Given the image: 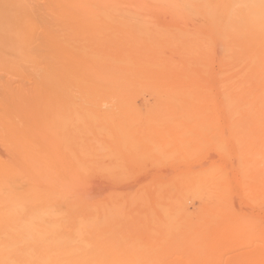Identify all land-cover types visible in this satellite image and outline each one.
<instances>
[{"label":"rangeland","instance_id":"rangeland-1","mask_svg":"<svg viewBox=\"0 0 264 264\" xmlns=\"http://www.w3.org/2000/svg\"><path fill=\"white\" fill-rule=\"evenodd\" d=\"M4 2L27 31L0 42V198L48 211L59 259L264 264V0Z\"/></svg>","mask_w":264,"mask_h":264},{"label":"bare ground","instance_id":"bare-ground-1","mask_svg":"<svg viewBox=\"0 0 264 264\" xmlns=\"http://www.w3.org/2000/svg\"><path fill=\"white\" fill-rule=\"evenodd\" d=\"M9 5V4H8ZM8 5L4 2V6L2 7V8H0V42L3 44L4 42L5 43H7V42H9V43H12V45L13 46H15L16 48L17 47H19V44H20V41H18L19 40V37H18V40H14V34L13 33H11L10 35H9V33H10V28L7 26L8 25V23L10 22V21H17L16 22V24L17 25H19L20 26V28H21V30H22V32L23 33H25L26 31H24V29H25V21H23V19H21L20 18V16H18V15H20V14H17V16H16V18L15 17H13V16H11V14H10V8H13L12 6L9 8L8 7ZM261 5V4H260ZM258 6V5H256L257 7L256 8H254V10H253V12L254 13H252L253 14V16L255 15V13H257L258 12V15L260 16V18H261V21L264 23V5H261V6ZM253 6V5H252ZM16 9H17V7H15ZM231 8V7H230ZM234 7H232L231 9L234 11V9H236V8H234ZM231 9H229V11L231 10ZM250 9H252V7H250L249 8V10ZM14 10V9H13ZM12 10V11H13ZM19 11V13H20V9L18 10ZM18 11H16V12H18ZM236 11H238V10H236ZM15 12V11H14ZM235 12V11H234ZM248 12V11H247ZM12 13V12H11ZM22 13V12H21ZM240 13V12H239ZM13 14H15V13H13ZM25 14V13H24ZM29 14V13H28ZM229 14V13H228ZM235 14V13H234ZM238 15V14H237ZM250 16H252L251 14H250ZM25 17H27V16H25ZM233 17H237L236 16V14L235 15H233ZM239 17H241L242 18V16H239ZM258 16H256V18H257ZM29 18V17H28ZM28 18H26L27 20H29ZM25 18H24V20H26ZM231 19V18H230ZM233 19H235V18H233ZM232 20V19H231ZM32 22L34 21V20H31ZM235 21V20H234ZM233 21V22H234ZM236 22V21H235ZM239 22V21H238ZM240 22L242 23V21L240 20ZM27 23V22H26ZM29 23V25L31 24L30 22H28ZM227 23V22H226ZM237 23V22H236ZM261 24V23H260ZM31 25H33L34 26V23L33 24H31ZM31 25H30V28H29V30L31 29ZM229 25V24H228ZM231 25V24H230ZM256 25V24H255ZM32 26V27H33ZM232 26V25H231ZM244 26V25H243ZM226 27V26H225ZM262 27H264L263 25H262ZM34 29H35V27H33ZM45 28V27H44ZM228 28H230L229 26H228ZM227 28V29H228ZM233 29H234V27H233ZM232 29V27H231V31L233 30ZM225 30H226V28H225ZM235 30V29H234ZM247 30V29H246ZM14 31V30H13ZM20 31V30H19ZM31 31H33L32 29H31ZM30 31V32H31ZM35 31V30H34ZM21 32V34H20V40H22V37H23V33ZM44 32V31H43ZM237 33H238V31H236ZM236 32H234V34L235 35H237V33ZM242 32V31H241ZM244 32V31H243ZM30 34H32V35H34L33 34V32H31ZM30 34L28 35V38L24 41V42H22V45H23V47H25L26 46V44L28 43V42H30V40H31V37H34V36H30ZM239 34H240V32H239ZM242 34V33H241ZM231 36V35H230ZM229 36V37H230ZM47 38H49V37H47ZM50 39V38H49ZM48 39V40H49ZM229 39H231V38H229ZM260 39V38H259ZM51 41V40H50ZM47 42V41H46ZM49 42V41H48ZM228 42V41H227ZM241 42V41H240ZM239 42V43H240ZM237 42H234V44H236ZM1 44V45H2ZM8 44V43H7ZM11 45V44H10ZM25 45V46H24ZM262 45V44H261ZM257 46V45H256ZM248 47H250V46H248ZM247 47V49L249 50V48ZM254 47V46H253ZM236 48V47H235ZM263 48V47H262ZM3 49H5L4 47H3ZM7 49H9V48H7ZM228 49V48H227ZM254 49H256V48H254ZM236 50L238 51V47L236 48ZM0 51H1V49H0ZM256 51H257V49H256ZM264 51V50H263ZM263 51H262V53H263ZM246 52V51H245ZM244 52V53H245ZM249 52V51H248ZM247 52V53H248ZM252 52V51H251ZM251 52H249V53H251ZM246 53V54H247ZM1 55V54H0ZM228 55V54H227ZM236 55V54H235ZM251 55V54H250ZM233 56V55H232ZM247 56V55H246ZM241 57V56H240ZM12 58V62L13 63H18L17 62V60L15 59V60H13V58L14 57H11ZM9 59H10V57H9ZM8 59V60H9ZM244 59V58H243ZM247 60H248V58H246ZM257 59H258V55L257 54H255L254 55V57L252 58V65L255 63V62H257ZM242 60V59H241ZM246 60V61H247ZM10 61H11V59H10ZM231 61H233V59L231 60ZM245 61V60H244ZM243 61V62H244ZM245 61V62H246ZM234 62H235V60H234ZM15 63V64H16ZM242 63V62H241ZM239 64V63H238ZM17 65V64H16ZM242 67V66H241ZM247 67H250L249 65L247 66ZM235 68V67H234ZM238 68V67H237ZM229 69H230V67H229ZM245 69H247V68H245ZM247 71V70H246ZM263 73V72H262ZM243 74V73H242ZM245 75H246V73H244ZM44 75V74H43ZM256 75L257 74H255V77H256ZM42 76V75H41ZM46 76V77H45ZM45 76H44V78H46V80H45V82H44V80H43V82L44 83H47L48 82V79H49V75H48V73L46 72L45 73ZM241 77V76H240ZM263 76H261V78H262ZM254 78V77H253ZM260 78V79H261ZM240 79V78H239ZM242 79H245L244 77L242 78ZM241 79V80H242ZM236 80V79H235ZM233 81V86L234 85H242V83H239L240 81H238V79L236 80V81ZM246 80V79H245ZM253 81L255 80V79H252ZM36 81V80H35ZM38 81V80H37ZM258 81V80H257ZM42 82V83H43ZM242 82V81H241ZM256 83V82H255ZM39 84H41L40 82H39ZM231 84V85H232ZM244 84V83H243ZM247 83H245L244 85H246ZM249 85V84H248ZM235 86V88H236V90L238 89V87L239 86H237L236 87ZM242 87V86H241ZM260 87H262V86H260ZM229 88H232V87H229ZM235 88H233V89H230L229 91L230 92H232V90H235ZM256 88V90H257V88L258 89H260L259 87H255ZM247 89H248V87H247ZM253 90H254V88H253ZM256 90H254V92L256 91ZM263 91H264V88L262 89ZM241 91V90H240ZM239 91V92H240ZM248 91V90H247ZM247 91H243L244 93L245 92H247ZM257 91H260V90H257ZM263 91H260V92H263ZM229 92V93H230ZM242 92V91H241ZM240 92V95L239 96H236V98L238 97L239 99H242V98H240L241 96H242V93ZM253 92V91H252ZM249 93V92H248ZM248 93H247V95H245V96H248ZM253 94V93H252ZM261 94V93H260ZM260 94H258V97H259V95ZM231 95H233V94H231ZM230 97V96H229ZM251 97H252V95L250 96V98H248V99H251ZM264 97V92L262 93V99H264L263 98ZM231 98H232V96H231ZM235 98V97H234ZM236 98H235V100H236ZM246 98V97H245ZM259 98H257L256 100H258ZM243 100V99H242ZM259 100H261V97H260V99ZM264 101V100H263ZM262 101V102H263ZM252 102V101H251ZM14 164V163H13ZM12 164V165H13ZM83 164V163H82ZM1 165H2V163H1ZM0 165V168H2V166ZM8 165V164H7ZM79 165V164H78ZM6 165H5V168L4 169H6ZM10 167H11V165H9V168L7 167V169H10ZM14 167V166H13ZM18 167V166H17ZM77 167H79V166H77ZM81 168H82V166H80ZM12 168V167H11ZM6 169V170H7ZM13 169V168H12ZM16 169V168H15ZM14 169V170H15ZM77 169H79V168H77ZM13 170V171H14ZM5 171V170H4ZM8 172H9V170H7ZM80 171V170H79ZM10 172H11V170H10ZM9 172V173H10ZM105 172H106V170H105ZM8 173V174H9ZM11 173H13V172H11ZM10 173V174H11ZM80 173V172H79ZM82 173V172H81ZM15 174V173H14ZM84 174H85V172H84ZM23 177V176H22ZM5 179V178H4ZM2 182V181H1ZM6 181H4V183H5ZM39 182V181H38ZM7 183V182H6ZM9 184V183H8ZM8 184H6V186H4V187H7V185ZM2 186H3V184H1ZM0 185V186H1ZM1 188H3V187H0V189ZM5 189V188H4ZM11 189V188H10ZM13 189V188H12ZM29 190V189H28ZM8 192L9 191H7V194H8ZM1 193V192H0ZM16 193V191H14V193L13 194H15ZM28 194H29V192H28ZM30 194H32V193H30ZM10 195V194H9ZM21 195V194H20ZM33 195V194H32ZM31 195V196H32ZM0 196H2V195H0ZM13 196H15V195H13ZM24 196H27V195H25V192H24ZM30 196V197H31ZM38 196V195H37ZM76 196V195H75ZM8 197V196H7ZM29 197V198H30ZM39 197V196H38ZM9 198V197H8ZM15 198V197H14ZM26 198V199H25ZM25 198H16V199H14L12 202H11V200H9L10 202H11V205H10V203H8V200L6 199V197L4 196V197H1L0 198V264H99V261H98V256H96L95 255V253H96V251H97V244H96V242L95 241H83V239L82 240H80V244L79 243H77V245L78 246H76V247H72L71 246V248L69 249V253H68V255L69 256H72V257H77V258H79L80 260H77V261H75V259H77V258H75L73 261H62V260H60L59 259V257H58V255L60 256V253H61V251L63 250V243H66L65 242V240L67 241V239H65L67 236L65 235H60L59 234V237H58V239L57 240H53L52 238L51 239H47V236L46 235H49V232L50 231H48L49 230V227L53 230V228H54V226H53V223H50L49 222V224L44 220V217L46 216V212H48V211H46V212H44V213H36V212H31V213H29V214H27V217H25V218H23V216H25V215H23L22 216V214H23V211L25 210L24 209V206H23V204L24 203H26V202H29L28 200H27V197H25ZM32 198V197H31ZM11 199V198H10ZM34 199V198H33ZM33 199H31V203H30V205L29 206H33V204H32V200ZM39 199V198H38ZM23 200H27V201H25V202H23V204H22V202L21 201H23ZM35 200V199H34ZM56 200V199H55ZM40 201V200H39ZM42 202V201H41ZM55 202V201H54ZM35 203H36V201H35ZM36 205V204H35ZM55 207V206H54ZM88 207V206H87ZM33 208V207H32ZM35 208V207H34ZM38 207H36L35 208V211H36V209H37ZM48 209L47 210H49V208L50 207H47ZM30 209H31V207H30ZM40 209H42V208H40ZM38 210H39V208H38ZM50 210H53V208L51 209L50 208ZM49 210V212L51 213V211ZM32 211H34V210H32ZM29 212V211H28ZM40 212V211H39ZM64 212V211H63ZM49 213V217H50V215L51 214H53V213H51L50 214ZM71 214V213H70ZM54 215V214H53ZM60 215V214H59ZM52 216V215H51ZM96 217V216H95ZM51 218V217H50ZM53 218H54V216H53ZM56 219V218H55ZM93 219H94V217H93ZM93 219L91 220L92 222H93ZM45 221L47 224V226H46V228L45 227H43V229L45 228L46 229V231H45V233L40 229L41 227H39V229L41 230H38V228H37V226L40 224V222L39 221ZM46 220H48L47 219V217H46ZM50 220H52L53 221V219H50ZM79 220V219H78ZM77 220V223L79 224V221ZM80 220H83V218L81 217V219ZM39 222V223H37L36 224V222ZM96 221V220H95ZM98 222H99V220H97ZM75 222V221H74ZM82 222V221H81ZM84 222V221H83ZM42 223V222H41ZM85 223V222H84ZM83 223V224H84ZM89 222H87L86 224H88ZM43 224V223H42ZM81 224V223H80ZM85 224V225H86ZM91 224H93V223H91ZM37 225V226H36ZM62 225V224H61ZM84 225V227H86L85 229H87V226H85ZM90 225V224H89ZM40 226V225H39ZM41 226H43V225H41ZM44 226H45V224H44ZM49 226V227H48ZM59 225H57V227H58ZM80 226V225H79ZM79 226L77 225V227H78V229H79ZM102 226V225H101ZM56 227V226H55ZM77 227H76V229H77ZM83 227V228H84ZM98 227H99V225H98ZM85 229H83V230H85ZM89 229H90V227H89ZM92 229V228H91ZM94 229H96V228H94ZM61 230V229H60ZM93 230V229H92ZM48 231V232H47ZM55 231L57 232V229H55ZM72 231H77V230H72ZM113 231V230H112ZM47 232V233H46ZM76 233H78V232H76ZM98 233V232H97ZM112 233V232H111ZM110 233V234H111ZM55 234H57V233H55ZM79 237L81 236V235H83V234H81L80 235V233H78L77 234ZM95 235V234H94ZM112 235V234H111ZM75 236V235H74ZM53 237H55L54 235H53ZM68 237H70L71 239L73 238V236L71 237L70 235L68 236ZM75 237H77V236H75ZM90 237H94V236H90ZM98 237V236H97ZM95 238V237H94ZM93 238V239H94ZM87 239V238H86ZM92 239V240H93ZM39 240V241H38ZM69 240L70 239H68V242H69ZM73 240V239H72ZM71 240V241H72ZM75 240H76V238L74 239V242H75ZM90 240V239H89ZM38 242H41L40 243V245L39 246H41L40 248V250H42V248L43 249H45V250H50L51 248L54 250H57V249H59L60 251H58L57 253H56V255L55 256H53L52 255V257H49L50 255H48L47 257H40L39 256V253L38 252H40V250H39V246L37 245V243ZM69 243H71V242H69ZM62 245V247H60ZM71 245V244H70ZM73 245H75L74 243H73ZM38 246V247H37ZM57 246H59V247H57ZM53 247H55V248H53ZM57 247V248H56ZM70 247V246H69ZM45 250H42V251H45ZM54 250V251H55ZM63 257H65L64 256V254H63ZM84 257V258H83ZM61 258H62V256H61ZM75 261V262H74Z\"/></svg>","mask_w":264,"mask_h":264}]
</instances>
